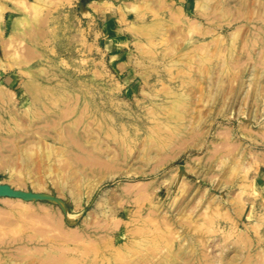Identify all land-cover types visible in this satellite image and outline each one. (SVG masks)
<instances>
[{"label": "rangeland", "instance_id": "1", "mask_svg": "<svg viewBox=\"0 0 264 264\" xmlns=\"http://www.w3.org/2000/svg\"><path fill=\"white\" fill-rule=\"evenodd\" d=\"M0 264H264V0H0Z\"/></svg>", "mask_w": 264, "mask_h": 264}]
</instances>
